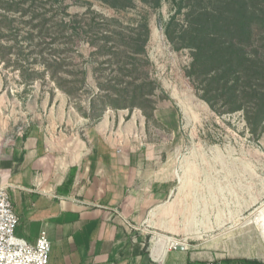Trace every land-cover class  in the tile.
I'll return each mask as SVG.
<instances>
[{
	"label": "rangeland",
	"instance_id": "1",
	"mask_svg": "<svg viewBox=\"0 0 264 264\" xmlns=\"http://www.w3.org/2000/svg\"><path fill=\"white\" fill-rule=\"evenodd\" d=\"M178 2L161 0L154 9L141 0H131L126 8H112L98 0H36L27 13L41 16L43 39L27 36L34 22L24 30L14 25L17 36L12 32L2 41L12 53L9 64L0 62V141L31 124L41 125L53 139L71 141L96 129L106 117L112 134L127 128L140 137L136 143L142 149L150 147L153 165H184L187 180L202 184L201 191L194 188L189 192L207 228L200 237L177 240L180 245H206L210 251L218 247L222 257L252 253L264 260V233L258 223L264 216L259 212L264 205V123L259 134L253 135L241 113L219 115L196 94L186 76L190 51L176 39L190 6L184 1L177 13ZM68 16L94 23L97 38L107 34L118 41L129 36L143 38L147 25V72L155 85L146 90L152 94L144 112L112 108L100 114L103 105L97 100V84L119 76L122 67L132 69L134 60L142 57L122 47L132 61L116 65L108 62L110 55H90L82 42L63 47L51 34L44 35L54 34L59 21ZM173 16L172 32L176 34L168 36L166 26ZM33 31L36 35L37 30ZM137 68L144 69L140 62ZM64 70L69 74H63ZM61 77L73 83L71 94L58 88L57 78ZM201 192L205 199L199 197Z\"/></svg>",
	"mask_w": 264,
	"mask_h": 264
},
{
	"label": "crops",
	"instance_id": "2",
	"mask_svg": "<svg viewBox=\"0 0 264 264\" xmlns=\"http://www.w3.org/2000/svg\"><path fill=\"white\" fill-rule=\"evenodd\" d=\"M111 126L105 117L82 138L64 141L31 124L0 141V181L18 218L17 237L34 244L45 230L48 264H264L252 253L222 257L206 245L173 249L207 228L189 192L202 184L187 180L184 165H153L139 136L127 128L114 135Z\"/></svg>",
	"mask_w": 264,
	"mask_h": 264
},
{
	"label": "trees",
	"instance_id": "3",
	"mask_svg": "<svg viewBox=\"0 0 264 264\" xmlns=\"http://www.w3.org/2000/svg\"><path fill=\"white\" fill-rule=\"evenodd\" d=\"M35 1L0 0V62L9 64L8 56L12 49L2 41L12 32L17 36L19 32L14 25H20L19 29L24 30L26 26L36 22V25L28 28L27 36L33 39L39 36L43 39L45 27L41 16L36 14L30 17L27 13ZM98 1L112 8L131 6V0ZM141 1L154 9L160 7L161 3V0ZM184 1L190 7L176 39L180 46L190 51L191 61L186 76L196 94L219 115L241 113L250 132L253 135L259 134L264 123V0H179L177 13L184 8L182 4ZM68 17L59 21V27L54 34L50 32L44 35L51 34L54 40L61 41L63 47H76V44L82 42L89 48L90 55L101 57L110 55L111 59L108 62L116 65L126 66L132 61L124 55L123 49H133L135 55L142 57L134 60L132 69L122 67L119 69V76L97 84V100L103 105L100 114L112 108H137L144 112L149 103L148 97L152 94L146 90L147 88L151 90L153 84L155 85L147 72L149 66L145 51L149 38L147 25L143 26V38L134 39L129 36L120 39L119 42L107 34L97 38L93 29L94 23L82 22L78 20V16ZM174 24L173 16L166 26L168 36L176 34L175 31L172 32ZM33 29L37 30L36 35H33L35 34ZM120 52L128 61L121 59ZM116 56L118 59L113 58ZM137 62L142 63L144 68L142 72L138 71ZM33 73L38 74L34 71ZM62 73L69 74L65 70ZM57 79L58 88L71 94L74 90L73 83L62 77ZM90 106L92 111L97 109L94 107V101L90 102ZM238 261L241 264H263L256 260Z\"/></svg>",
	"mask_w": 264,
	"mask_h": 264
},
{
	"label": "built area",
	"instance_id": "4",
	"mask_svg": "<svg viewBox=\"0 0 264 264\" xmlns=\"http://www.w3.org/2000/svg\"><path fill=\"white\" fill-rule=\"evenodd\" d=\"M17 222L8 186L0 181V264H48L51 244L46 231L42 230L35 243L29 244L15 235ZM178 246L172 245L173 249Z\"/></svg>",
	"mask_w": 264,
	"mask_h": 264
},
{
	"label": "bare ground",
	"instance_id": "5",
	"mask_svg": "<svg viewBox=\"0 0 264 264\" xmlns=\"http://www.w3.org/2000/svg\"><path fill=\"white\" fill-rule=\"evenodd\" d=\"M262 211L264 212V205H262V207L259 208V212L261 213ZM263 214H264V213H263ZM259 215H260V214H259ZM258 223L261 225V227H262V232L264 233V216H262L261 220H260ZM172 245H173V246H178V245H180V244H179V242L177 241V242H173Z\"/></svg>",
	"mask_w": 264,
	"mask_h": 264
}]
</instances>
